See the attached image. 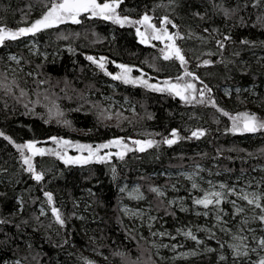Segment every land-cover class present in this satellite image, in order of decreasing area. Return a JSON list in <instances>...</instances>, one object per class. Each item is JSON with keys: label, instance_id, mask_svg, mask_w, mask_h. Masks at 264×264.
<instances>
[{"label": "trees", "instance_id": "16d2710c", "mask_svg": "<svg viewBox=\"0 0 264 264\" xmlns=\"http://www.w3.org/2000/svg\"><path fill=\"white\" fill-rule=\"evenodd\" d=\"M48 2L0 0V27L17 30L30 25ZM254 2L123 0L117 12L130 20L147 14L156 24L167 16L178 25L173 28L169 24L168 28L183 37L176 43L187 60L185 67L199 77L192 83L198 89L207 84L212 90L205 93V99L211 96L232 116L249 112L264 118V25L257 23L258 16L264 17V0L257 7H252ZM214 5L237 11L227 19ZM197 12L203 19L193 15ZM79 19V24H61L0 45V78L6 74L28 93L17 102L18 89L15 96L0 91V132L15 144L36 142L46 147L54 137L93 146L122 139L135 147L132 140L162 141L172 129L185 139L171 147L160 143L144 152H128L124 160L113 155L108 164L65 165L46 153L34 159L38 170L45 172V180L38 184L24 170L20 152L0 136V219L9 221L0 225V264L17 259L22 264H85V260L122 264L116 252L127 253L139 264H234L227 247L232 233L243 228L250 247L256 246L253 235L264 237V224L252 219L259 210L231 195L219 206L223 211L218 220L215 207L205 210L193 200L210 189L219 191L221 184L237 192L245 188L264 193V132L234 135L228 131L231 120L208 103H186L166 92L113 80L105 71L115 75L120 71L116 64L121 63L131 67L134 75L142 73L143 79L152 80L176 78L184 67L176 59L164 60L158 43H140L130 24L121 27L108 20L90 19L88 14ZM222 34H230L232 40L225 42L221 52L216 41ZM243 40L250 43L242 44ZM88 56L98 62L100 57L106 58L105 69ZM205 60L212 63L204 65ZM224 87L230 89L226 97L221 92ZM37 99L39 104H29L33 111L24 107L28 100ZM53 102L62 117L55 111L49 116L45 105ZM113 102L123 106L110 108ZM101 110L111 118L101 116ZM197 128L206 129L207 134L191 138V130ZM180 170L187 171L188 177L179 174ZM193 182L197 189L192 188ZM133 184L138 186L141 200H130L121 191ZM152 187L165 195L153 193ZM46 191L53 194L54 205L65 218L64 227L55 222ZM21 199L23 211L19 210ZM233 200L244 213L234 215ZM121 204L141 210L142 217L125 216L119 210ZM41 208L45 215H40ZM242 219H248L249 224L242 225ZM189 230L202 243L184 235ZM218 241L224 243L223 249ZM221 255L226 259L221 261ZM261 256L264 251L253 252L235 264H255Z\"/></svg>", "mask_w": 264, "mask_h": 264}, {"label": "snow or ice", "instance_id": "6c2138e0", "mask_svg": "<svg viewBox=\"0 0 264 264\" xmlns=\"http://www.w3.org/2000/svg\"><path fill=\"white\" fill-rule=\"evenodd\" d=\"M261 0H255L252 7H257L260 4ZM123 3V0H106V2H98V0H49L48 3L45 4V11L39 16V18L35 19L28 26L20 27L17 30H12L8 27H0V45H3L6 40L15 41L23 36H35L40 32H43L47 29L56 28L61 24L72 23L79 24L81 23L80 17L81 15L88 14V18H100L103 20L111 21L114 24H119L123 27L126 23L131 25H142L144 26V31H141L140 28L136 29L137 36L140 37V43L146 44L150 40H158L161 42L170 41L171 43H166L165 48L161 49L163 53L164 60H170L175 58L179 61L181 67H184V75L177 76L175 78V82L170 80L163 81L164 87H160L157 84L149 83L148 80L143 78L133 77L131 75L133 69L125 64H116V67L120 69V71L113 75L110 72L105 71V75L111 76L113 80H118L123 82L124 84H132L143 86L154 92H168L169 94H173L178 96L182 101L186 103H191L192 101H196L198 104L208 103L213 107L218 113L222 116L228 117L232 124L231 128L228 129L232 134L243 135L245 133H257L264 132V118L258 117L257 115L249 112L239 113L236 116H232L227 110L220 107L216 101L208 96L205 99V93H211V88L208 87L207 84L203 85V88L198 89L192 81L198 80L199 77L194 73L190 72L185 65L187 64V60L183 55L182 49L176 45V39H182L183 37L180 35L179 31H177L174 35L169 33L167 29V25L171 24L173 28H178V25L174 24L167 16H164L161 22V26L159 28L156 27L155 24L151 23V18L145 14L139 20H130L127 16H121L117 9L120 4ZM214 7H219L220 11L223 13L224 17L227 19H231L233 15L236 14L237 9H229L223 7V5H214ZM193 15L198 16L200 19H203V16L200 13H193ZM243 23V20H241ZM257 23L264 25V17H257ZM205 32H208L209 29L205 28ZM212 31L218 32V29H213ZM191 35V33H190ZM222 39H218L216 41L217 47L223 51L226 44L225 42L232 40L230 34H222ZM202 39V37H201ZM242 44H249L250 42L247 40L241 41ZM214 53L209 52L208 55H213ZM238 55V53H237ZM11 59L16 60V57H11ZM87 59L91 61L93 64H96L101 70L105 69L106 58L100 57L99 62L96 58L92 56H88ZM19 63V61H16ZM223 62V61H221ZM212 61L205 60L203 61L204 65L211 64ZM199 66V65H198ZM31 75V73H29ZM184 77H191V80H185ZM43 83V82H41ZM201 83H203L201 81ZM19 90V95L15 96V91ZM0 91L4 92L5 95H13L15 96L17 102H20L25 97H27L28 93L21 87L15 79L11 81L8 80L7 75L5 74L3 78H0ZM239 92V89H237ZM225 94L228 95V91L225 90ZM39 93L37 96L39 97ZM45 100H48V96L45 95ZM40 100L37 99L35 102L28 100L24 103V107L29 109V111H33L34 109L29 108V104H39ZM48 108L49 116L53 115L55 111V115L57 117H62L63 112L59 110V106L54 102L51 106L45 105ZM106 119H110L111 117L106 115L104 110H101L100 113ZM65 124H69V121H64ZM207 134V130L203 128H197L195 130H191V138L200 139ZM0 136H4L2 132H0ZM4 139L8 140L9 143H12L14 147L20 152L21 160L24 166V170L30 175V178L36 181L38 184L45 180V172L43 170H38L36 164L34 163V159L37 156H44L46 153L51 152V154L56 155V157L63 161L65 165L69 164H87V163H102L108 164L110 163L111 157L113 155L117 156L120 160H124L125 156L128 152L140 151L144 152L148 148L158 146L160 143H164L171 147L173 144L179 142L181 139H185V137H181L177 129H172L169 137H165L162 141L155 140H132L131 144L135 147H129L127 143H125L122 139H114L109 140L106 143H101L93 147L91 144H73L70 140H58L57 138H53L54 142L60 145L62 148H65L62 152H57L55 150H46L44 148L36 147V142H28L27 144H15L14 141L11 140L10 137L4 136ZM67 147H75L78 152H87V156H77L72 157L67 155L66 148ZM112 148L118 149L117 152L113 153L112 151H107L105 154L101 155V150H110ZM25 149L29 154L25 153ZM112 173L115 174L116 168L112 167ZM191 179V177H189ZM211 183V182H209ZM215 187V186H213ZM251 187V185H249ZM193 189L198 188V184L193 182ZM220 190H208L205 191L202 197L195 198L193 203L196 206H202L205 210L209 209L210 206L216 208L217 211V219L220 220V213L223 211L219 206L222 205L227 196L235 195L237 200L245 201L247 205L252 206L255 209L259 210V214L254 215L252 217L253 220H258L261 224H264V193H258L254 191H245L244 189H240L239 192L236 191L234 187L228 188L227 185L221 184L219 185ZM227 189V191H225ZM153 193L157 194L160 197H163L165 193L161 191L158 187H152L150 189ZM121 191H124L122 188ZM132 195L135 199H142L143 196L140 193L139 188L134 190V195ZM44 196L46 197L47 203L51 205V213L55 218V222L59 224L61 227H64L66 224L65 218L62 215L59 208L55 207L53 201V194L51 192H44ZM21 205L20 211H23V200L18 201ZM175 203V201L171 202ZM232 203L233 208L235 209L234 215H240L244 213L245 209L239 205L235 200L230 201ZM181 210L183 209V205H181ZM207 211H205L204 215H207ZM40 215H45L44 209H40ZM197 215H200L198 212ZM38 219V218H37ZM154 219V218H153ZM9 221L0 219V225L6 224ZM26 224L27 221H24ZM242 225L249 224L248 219L241 220ZM19 228V225H17ZM223 231H229L227 229H222ZM254 233V229H249ZM243 228L239 232L231 234V242L227 243V247L231 250L233 256V262L235 264L236 261H240L244 258L250 256L253 252L264 251V237L256 238L254 235L251 237L252 243H254L255 247H250L248 241L249 237L243 235ZM156 235V233H153ZM161 236L165 235V233H160ZM187 237L196 241L197 244L202 243L192 232L189 230L184 233ZM214 238V234L210 237ZM174 239V237H173ZM218 243H220L218 241ZM224 243H220L221 249L224 248ZM153 247H156L153 244ZM167 247V245H164ZM29 248L31 245L29 244ZM211 252L214 251L211 248L206 249ZM194 254V253H193ZM114 255L120 256L122 260V264H139L138 260H132L129 255L125 252H116ZM107 259V257H105ZM226 257L221 255L220 260H225ZM12 264H22V261L17 259L12 262ZM85 264H94L93 261L85 260ZM255 264H264V256H261Z\"/></svg>", "mask_w": 264, "mask_h": 264}, {"label": "rangeland", "instance_id": "374dc122", "mask_svg": "<svg viewBox=\"0 0 264 264\" xmlns=\"http://www.w3.org/2000/svg\"><path fill=\"white\" fill-rule=\"evenodd\" d=\"M99 1V0H98ZM141 19V18H140ZM162 22V21H161ZM161 22L160 23H158V24H156L155 22H152L151 21V23H153V24H155L156 25V27L157 28H159L160 26H161ZM127 24V23H126ZM131 25V24H130ZM132 26H134V28L135 29H137V28H140V30L141 31H144V26H142V25H139V24H136V25H132ZM167 27V29H168V31H169V33H171V34H175V32H172L169 28H168V26H166ZM138 38L140 39V37L138 36ZM177 40V39H176ZM176 40H175V43H176ZM149 44H152V43H158L159 45H160V49H164L165 48V44L166 43H171L170 41H164V42H161V41H158V40H150L149 42H148ZM176 45H177V43H176ZM159 53L163 56V53L161 52V50H159ZM173 59H175V58H173ZM131 75L133 76V77H137V78H144L145 76L142 74V73H140V74H136V75H134L133 73H131ZM184 75V71H183V73L180 75V76H183ZM146 80H148L149 81V83H153V84H157V85H159L160 87H164V84H163V81H165V80H170V81H172V82H175V78H173V77H171V78H162V79H156V80H152V79H150V78H145ZM184 79L185 80H191V77H184ZM153 81V82H152ZM225 90H227L228 91V93L230 92V89L229 88H226V87H224V88H222V94H223V96L224 97H226V96H228V95H226L225 94ZM166 93H168V92H166ZM171 96H175V95H173V94H170ZM114 106H123L122 104H120L119 102H113V103H111L110 105H109V107L110 108H113ZM73 144H75V143H73ZM128 144V143H127ZM132 145V144H131ZM36 147H38V148H44V149H46V150H55V151H57V152H62V151H64L65 150V148H62L60 145H58V144H56L55 142H53L52 143V145H50L49 147H46V145H45V143H42V144H37L36 143ZM93 147H95V146H93ZM66 151H67V155L68 156H72V157H75V156H77V155H80V156H87L88 155V153L87 152H83V153H81V152H78L77 150H76V148L75 147H67L66 148ZM107 151H112L113 153H115V152H117L118 151V149H116V148H112V149H110V150H101V155H103V154H105ZM25 153L26 154H29L30 155V153H28L27 152V150L25 149ZM49 154H51V152H48ZM56 156V155H55ZM182 173H184L183 175L185 176V177H188V172L187 171H184V170H180L179 171V174H182ZM192 175H194V174H192ZM136 188H138V186L136 185V184H133V185H131V187L129 188V189H126V188H123L124 189V191H123V193H124V195H126V197L128 198V199H130V200H133V201H138V200H141V199H135V198H133L132 197V195H130V194H133L134 195V190L136 189ZM244 190L245 191H250V190H247V189H245L244 188ZM141 193V192H140ZM119 210H120V212L122 213V214H124L125 216H128V217H142V215H143V213L141 212V210H139V209H136V208H134V209H131L129 206H127V205H125V204H121L120 205V207H119ZM138 218V219H139ZM221 215H220V220H221ZM224 222H226V221H224Z\"/></svg>", "mask_w": 264, "mask_h": 264}, {"label": "water", "instance_id": "95a60500", "mask_svg": "<svg viewBox=\"0 0 264 264\" xmlns=\"http://www.w3.org/2000/svg\"><path fill=\"white\" fill-rule=\"evenodd\" d=\"M176 98H179L178 96H175ZM77 156H80V155H77ZM77 156H75V157H77Z\"/></svg>", "mask_w": 264, "mask_h": 264}]
</instances>
